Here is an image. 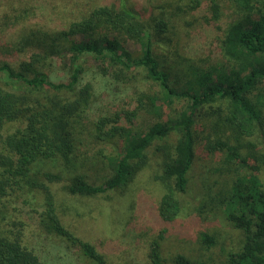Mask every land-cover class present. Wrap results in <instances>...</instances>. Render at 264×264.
Masks as SVG:
<instances>
[{
    "label": "trees",
    "instance_id": "16d2710c",
    "mask_svg": "<svg viewBox=\"0 0 264 264\" xmlns=\"http://www.w3.org/2000/svg\"><path fill=\"white\" fill-rule=\"evenodd\" d=\"M201 1L185 0L183 6L194 8ZM207 1L216 18L219 0ZM229 1L234 12L220 40L223 62L205 68L190 66L185 70L190 78L180 87L171 84L169 71L154 51L157 39L170 29L163 11L112 0L64 28L24 36V43L34 51L15 67L0 64V78L8 86H0V203L19 188L36 190L42 195L40 218L46 231L69 242L81 255L80 264H107L93 244L62 224L50 185L63 176L42 170L41 164L56 160L67 167L75 165L84 137L100 144L117 143L105 155V175L98 181L89 182L84 173L75 171L65 186L71 195L104 194L126 187L147 164L152 145L175 133L171 149L165 145L157 149L161 169L156 179L164 189L157 211L163 224L173 223L180 212L178 196L188 186L199 146L208 155L221 154L222 162L233 166L229 185L214 199L242 238L238 249L215 263L179 253L172 264H264V184L257 176L264 170V0ZM181 6L176 4L177 12ZM128 41L135 49L129 48ZM60 51L67 52V79L55 82L44 66L47 58ZM92 64L116 79L140 68L158 89L152 95L143 94L132 109L89 119L92 85L80 80ZM174 100L184 101L182 107L165 117L162 108ZM151 114L157 116L154 121L137 125ZM258 137L262 150L255 141ZM164 235L162 229L149 242V264H167L161 253ZM198 240L206 249L216 243L210 231L199 232ZM0 264L42 262L19 236L0 231Z\"/></svg>",
    "mask_w": 264,
    "mask_h": 264
},
{
    "label": "rangeland",
    "instance_id": "374dc122",
    "mask_svg": "<svg viewBox=\"0 0 264 264\" xmlns=\"http://www.w3.org/2000/svg\"><path fill=\"white\" fill-rule=\"evenodd\" d=\"M111 1L0 0V64L6 62L15 67L19 61L28 58L34 48L24 43V36L64 28L93 7ZM127 1L131 6L142 5L155 13L163 11L169 17L170 29L157 39L154 51L160 64L169 71L174 87L184 85L190 78L185 73L190 66L205 68L223 62L220 40L234 12L229 0H219L216 18L212 16L207 0H202L194 8L183 6L185 0ZM176 4L182 5L181 12H177ZM127 45L135 49L131 42L128 41ZM66 57L67 52L60 51L45 60L44 69L51 80L67 79ZM80 82L92 85L89 119L132 109L143 94L152 95L158 89L140 68L125 72L123 79H116L111 73H103L97 65H87ZM0 86L8 88L2 78ZM183 102L174 100L162 108V114L165 117L174 115ZM156 118L155 114L147 115L138 120L137 125ZM13 127L10 126V130ZM84 138L75 165L67 167L64 161L54 160L41 164V168L63 176L62 181L50 185L62 224L78 238L93 244L104 255L107 264H149V242L162 229H165V235L161 241V253L167 264H172L173 257L179 253L215 263L225 253L239 248L241 232L223 217L214 199L219 190L229 185V174L233 171V166L222 162L221 154L208 155L197 146L188 186L178 196L180 212L173 223L163 224L157 211L164 191L156 179L161 169L157 149L162 145L171 149L176 134L152 145L147 164L126 187L94 196L71 195L65 187L69 175L79 171L89 182L98 181L105 175V155L118 146L117 143L100 144L90 137ZM255 141L262 150L261 139L258 137ZM257 176L264 184V170H260ZM41 210V193L26 187L12 191L0 203V231L5 235L19 236L21 243L33 250L42 264H80L82 257L69 242L46 231L40 218ZM201 231L213 232L215 245L207 249L202 246L198 240Z\"/></svg>",
    "mask_w": 264,
    "mask_h": 264
}]
</instances>
